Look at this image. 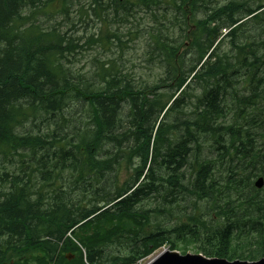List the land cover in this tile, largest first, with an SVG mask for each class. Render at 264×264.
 I'll use <instances>...</instances> for the list:
<instances>
[{"label":"trees","instance_id":"obj_1","mask_svg":"<svg viewBox=\"0 0 264 264\" xmlns=\"http://www.w3.org/2000/svg\"><path fill=\"white\" fill-rule=\"evenodd\" d=\"M73 2L0 0V264H137L164 246L185 254L189 245L207 258L263 259L264 186L254 182L264 179V59L239 35L261 30L264 0H91L100 21L138 8L161 27L151 33L164 76L142 87L101 63L100 81L87 80L68 66L79 49L74 38L42 29L29 14L56 6L60 13ZM105 37L120 42L117 33ZM225 40L237 58L221 50ZM235 59L245 73L234 70ZM235 74L250 91L229 109ZM187 105L194 110L185 118ZM202 136L217 151L233 150L236 161L197 160L186 181ZM12 152L20 157L16 174L4 170ZM64 170L86 182V206L69 198ZM184 193L195 197L190 211L179 210ZM148 199L159 205L137 211ZM165 205L179 208L173 226L151 222L172 214ZM114 243L125 254L109 253Z\"/></svg>","mask_w":264,"mask_h":264},{"label":"rangeland","instance_id":"obj_2","mask_svg":"<svg viewBox=\"0 0 264 264\" xmlns=\"http://www.w3.org/2000/svg\"><path fill=\"white\" fill-rule=\"evenodd\" d=\"M230 0H212V6H221L226 4ZM261 0H248L250 6H254ZM107 4V3H106ZM92 3L91 0H74L72 5H69L65 11H61L58 13L56 10H59V6H56L55 9L51 7L42 8L35 10L34 8H30L33 15V19L35 24L40 25L42 29H50L55 28L57 31L66 33L67 36H71L74 38V43L79 47V49H75V52L71 53L70 57H68L70 63L68 66H71L72 69L83 75L87 80L97 83L99 80L98 75L96 74V70L99 71V74L102 72L97 67H100L101 64L104 65L105 68H112V70L116 73H120L124 76L132 85L136 87H142L145 85H153L158 82L159 79L164 76V67L161 64V58L156 59L155 53L157 55L158 52L154 51L152 48L154 47V40H152V31H156L157 29H161L158 24L153 23V19L150 16L148 10L145 9H134L131 11V14L124 15L121 14V17L115 16L119 21H112L110 18H107L103 21H100L98 17L92 12ZM110 10V9H109ZM159 13L157 14L158 18L164 12V6L161 5V8L158 9ZM99 13H101L99 11ZM110 17L111 14L109 13ZM128 15V18L123 19L122 16ZM261 23V24H259ZM258 26L261 27L258 32L251 30L246 34H241L240 41L245 43L247 46H253V51L257 55L259 60L264 59V19L257 22ZM256 26V27H258ZM117 33L120 36V42L110 39V37H105V34ZM162 34H165L166 31L164 29L161 30ZM178 32L176 31L174 35L171 37L176 38ZM229 40H225L221 50L223 52L229 53L231 46L228 45ZM236 44L238 41L235 42ZM247 51V50H246ZM235 55L229 53L228 56ZM193 58L192 54H188L186 56V62L184 65L186 68L191 66L190 59ZM237 58V56H236ZM98 62H97V61ZM258 60V61H259ZM101 63V64H100ZM259 65V64H258ZM234 70L239 71L241 73H245L246 71L240 68L237 64V60L234 61ZM238 75V74H237ZM236 74L232 76L233 83L231 84V88H227V105L228 108L231 109L233 100L237 99L240 96H245L250 91L249 86L244 79L238 77ZM196 85L192 84L193 95L191 98L192 103L196 104V99L194 95H199V90L196 89ZM188 108L184 111V117L187 118L191 115L194 110L193 105H187ZM236 109L237 105H233ZM226 112L229 115L222 119L226 125L229 121L231 123L232 113L226 109ZM172 120V116H170ZM181 118V117H180ZM45 124H41L40 128L43 129ZM174 141V139H172ZM170 141V142H173ZM217 145H215L214 140L208 138L206 136H202L201 141V149L199 153V159H193V155L191 154L189 161L184 171V176L186 181L189 179V176L192 175L191 165L196 167L197 160H211L218 165L225 163L227 161H233L234 163L236 159H234L233 150L226 151L223 150L217 151ZM24 156V154L22 155ZM6 162L4 163V170L9 174L18 173L17 166L19 165L20 157L15 153H10L6 157ZM226 165V164H225ZM119 168L117 172V178L123 181L127 178L128 173L127 170L123 168ZM227 169V166L225 167ZM218 174L223 173L224 167L217 166ZM62 185L66 187V190L69 194V198L72 202H76V204L86 206L87 200L89 197H86L85 191L86 182L81 181L78 182L75 178L71 179L70 171L64 170L61 173ZM37 181H41L40 175L37 174ZM185 201H182L180 195H177L176 199H178V205H180L181 209L177 208L175 205H165V207L171 212L166 213L161 216V221L151 219V222H163L167 224V226H173L176 220L177 211L181 210H191V204L195 200L194 196H190L184 193ZM159 205L158 200L155 202L154 199H148L147 201L141 202L137 205L136 210H149L152 209L155 205ZM179 209V210H178ZM184 211V212H187ZM152 218V217H151ZM150 222V223H151ZM163 249H168L167 246H164L158 251H162ZM107 251L116 255H123L124 246L119 243L111 244L107 247ZM158 251L154 252L150 256H148L143 261L137 262V264H146L149 260L154 258ZM178 252V251H177ZM180 253V252H179ZM186 254L195 255L198 254V251L195 246L189 245L187 247ZM73 259L75 258V254L72 255Z\"/></svg>","mask_w":264,"mask_h":264},{"label":"water","instance_id":"obj_3","mask_svg":"<svg viewBox=\"0 0 264 264\" xmlns=\"http://www.w3.org/2000/svg\"><path fill=\"white\" fill-rule=\"evenodd\" d=\"M264 185V179L258 178L254 182V186L257 189H261ZM70 260V257H67ZM147 264H264V258L257 261V262H242V261H227L225 259H218V258H206L201 254H186L181 255L178 252L173 251H165L157 255Z\"/></svg>","mask_w":264,"mask_h":264}]
</instances>
